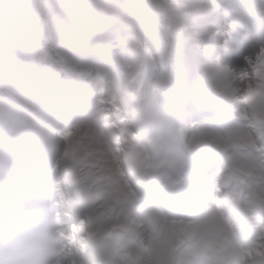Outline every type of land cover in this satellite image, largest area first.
Instances as JSON below:
<instances>
[{"label":"clouds","instance_id":"obj_1","mask_svg":"<svg viewBox=\"0 0 264 264\" xmlns=\"http://www.w3.org/2000/svg\"><path fill=\"white\" fill-rule=\"evenodd\" d=\"M240 31L249 39L237 45L238 52L225 62L233 69L238 86L243 87L247 57L264 60V42L256 34L264 32V13H259L251 0H241ZM150 9L142 0H19L18 3H0V98L9 101L13 109L35 111L32 94L50 90L41 74V65L47 60L57 67L71 66L79 73L92 77L101 70L111 69L108 53L128 38L139 36L145 49L155 55V43L149 27ZM197 50L181 43L175 54L166 59L161 70L173 81L179 94L196 93L207 87L201 72ZM144 73L138 78L142 79ZM244 95L243 92L240 93ZM120 111L113 119H127L129 105L125 94L113 93ZM156 102L171 106V102L156 97ZM233 106V116L241 123L240 109ZM0 138L17 151L23 144L10 132L7 125L0 128ZM257 143L264 148V137Z\"/></svg>","mask_w":264,"mask_h":264},{"label":"bare ground","instance_id":"obj_2","mask_svg":"<svg viewBox=\"0 0 264 264\" xmlns=\"http://www.w3.org/2000/svg\"><path fill=\"white\" fill-rule=\"evenodd\" d=\"M16 0H0V3H13ZM184 0H174L172 3L173 6H176L177 3H182ZM198 1V0H197ZM152 5L149 8L150 9V18H149V27L152 32V37L159 38L163 40L162 43H155V50L156 54H149L148 56H144L139 50H135L133 52L134 56H138L136 59H133L130 54V52H127L124 50L123 47L120 45L113 48L109 51V54L113 53V50L118 48V52L116 54L117 57H120V63L123 66L122 70L124 73H126L127 76L132 77L133 85L130 86L129 83L126 84V86H130V89L132 91L135 90L136 85L134 84L135 80H137L141 73H144V76L142 78V84L141 87H143V93L144 96L152 95L154 97H160L161 99H168L171 100L173 103H171L170 106V112L172 115L170 117L162 118L157 133L159 135L158 146L153 152H156L153 154L150 153V155L143 160L145 163L144 169L147 168L149 165L150 169V175L148 178L153 181H149L151 184V188L155 191L160 192H166L169 190L171 185L175 184L177 179L169 177L170 168H169V161H166V159H169L171 156V148H179V149H186L189 153V155L192 157L190 158L191 162L190 165H196V162H192V159L196 161H204V164H202L203 167H207L208 163L207 157H219L223 150H226L228 145L224 146L223 139H218L215 141L214 148L210 149V146L207 147L208 142H204L200 138V135L198 132H195L193 130H190V116L191 108L196 106L197 104H203L210 102L209 106L211 109L215 110L218 109L219 104L221 103H230L231 107L228 108L227 113L233 114V106L235 105H241L243 102L247 105L253 106L256 108V111L254 112L253 116L255 119V123L257 125H262L263 120L262 117L259 115L260 113L264 115V95L258 93V90L256 89V86H260L261 84H254L253 81H251L250 87H248L247 91L243 89L244 92L243 96V102L240 100H236L235 97H238L239 91L236 86H234L232 81V75H233V69L232 66L225 62L226 57L232 56L235 53L238 52L237 45H234L235 43L229 42V41H221L220 37L223 39V34L225 32L215 31L213 30V26H209L212 21H208L206 19H202L198 14L205 13L209 17L213 16V13L211 10L207 11H200L196 12L195 10L185 12L180 11L177 8L169 7V0H151ZM164 3L167 6V18L169 19L166 23L165 20L162 19L163 22L160 21H153L152 20V12L157 13L156 7ZM183 23V24H182ZM209 26V27H208ZM177 27V31H175V28ZM200 27V29H199ZM166 33V36H165ZM216 34V35H215ZM217 38L218 40H215L214 42H209L212 39ZM180 39V41H177ZM209 39V40H208ZM175 40L177 42H175ZM228 40V39H227ZM218 41V42H216ZM187 43L191 45L197 52H200V55H203L206 52H209L210 61H203L201 60V72L202 77L204 80L207 81V87H200L199 90L196 93L193 92H185L183 94H179L176 90L175 85L173 87L171 83L173 81L171 78L161 70V66L165 62L166 59L172 57L178 46L181 43ZM205 43H211L210 46H206L204 50H201L203 45ZM228 44V50L225 49L224 45ZM207 44V45H208ZM131 45V44H130ZM236 48V49H235ZM137 49V48H136ZM254 66V65H253ZM264 66V63H263ZM256 76V75H254ZM259 76L261 77V82L264 84V68L260 70ZM154 78V79H153ZM246 78V77H245ZM245 78L243 76V82L245 81ZM255 78V77H254ZM141 80V79H140ZM256 83V82H255ZM254 87H251V86ZM231 89V93H226L227 89ZM171 92H176L180 98V101L178 102L174 100L171 97ZM264 93V92H263ZM241 98V97H240ZM198 101V103H197ZM158 103L156 104V106ZM181 106V108H180ZM243 108L245 109L244 105ZM263 110V111H261ZM241 114H243V109H240ZM179 115V118L176 120V116ZM197 122V120H196ZM163 126V127H162ZM252 126V130L254 129V125L249 121V127ZM162 127V133L165 134L163 139L160 135ZM110 128H112V124H110ZM227 140H230L231 134L229 132L226 133ZM109 140H111V144L114 143L115 149L117 153L121 150L122 146L119 142H116L113 136V133H110ZM165 142V144L163 143ZM229 144V143H228ZM169 146V151L166 153L165 158H161L159 155V149L163 146ZM201 146H206L208 148V151L203 154H201L200 150H203ZM143 153H146L145 151ZM190 168V166H188ZM161 168H167L168 172H165L163 174H159L158 171ZM211 168V167H210ZM209 169V168H208ZM215 171V169H214ZM213 172V171H212ZM217 173V171L215 172ZM213 175V174H212ZM222 175H215V179H217V183L219 185L224 184L225 180L230 177L229 174H226L224 176ZM190 179L193 180V176H190ZM154 180H159V183L154 182ZM190 186L193 188L195 187L194 184H190ZM182 188H189L188 186H181ZM214 190H217V199L221 198L222 195L220 194V189L215 185L212 184L210 186ZM174 188V187H173ZM65 192V191H64ZM172 192V189L170 190V193ZM124 194L126 197L131 198L134 195L132 192L129 191V189L124 190ZM204 194V191L202 192ZM66 195V194H65ZM67 196V195H66ZM68 197V196H67ZM197 198L196 194H193V199L195 200ZM217 199L215 201H217ZM205 207H208L207 203L205 204ZM213 208V212L208 215L204 216L202 219L195 220L193 217H190L188 223L183 226V230L186 231V228L196 225V229H199L200 231L204 232V235L208 236V239L210 240L211 235H216L217 237L220 236L221 233H224L225 228L228 227L226 221L224 220L225 213L220 208L217 203H213L211 205ZM209 207V208H211ZM69 211L71 212V215H73L74 220L72 222H80L81 217L79 216V213L76 211L73 203L70 201L68 203ZM208 208V209H209ZM207 209V210H208ZM153 214V213H152ZM151 214V215H152ZM149 215L145 219L146 221L149 220L152 216ZM72 217V216H71ZM73 223V224H78ZM144 223V224H145ZM71 232L74 234L76 233V230H71ZM208 232V233H207ZM75 245V242L72 243ZM147 247L150 248L152 251L148 255L146 261L143 264H157L158 261H160V264L164 263L168 258L172 255H174V245H172V239L168 238L165 241H159L156 240L153 241H147ZM251 255L250 258L256 259H249L254 262H249V264H264V243H253L251 244L250 248ZM77 253V252H75ZM245 253V252H244ZM250 253V251H249ZM245 257V255H243ZM77 262L76 264H86L82 258L79 257V255L76 256ZM243 264V263H242Z\"/></svg>","mask_w":264,"mask_h":264},{"label":"rangeland","instance_id":"obj_3","mask_svg":"<svg viewBox=\"0 0 264 264\" xmlns=\"http://www.w3.org/2000/svg\"><path fill=\"white\" fill-rule=\"evenodd\" d=\"M145 2H149V1H148V0H145ZM187 12H189V11H186V13H187ZM182 24H183V23H182ZM175 31H177V27L175 28ZM165 36H166V33H165ZM177 41H180V39H178ZM177 41L175 40V42H177ZM245 72H246V73L243 74L244 78L246 77L245 75L248 76V72H247V71H245ZM243 76L241 77V80L243 79ZM248 78H249V76H248ZM248 78L246 77V78H245V81H247ZM234 80H235V79H234ZM242 81H243V80H242ZM234 83H235V86H236V87H238V88H240V89L243 88V87H241V86H238L237 83H236V81H234ZM250 84H251V83H250ZM202 134L205 135V136H207V137H204ZM202 134H201L202 137H204V138H209V139H206V140H208V142L210 143L211 146L214 145L216 139L214 138V134L212 133L211 130H209V129H205V130L202 131ZM231 134H234V132H231ZM248 138H249L253 143H255V141H254V139H253V136L249 135ZM206 140H204L203 143L206 142ZM209 143H207V147L209 146ZM216 144H217V143H216ZM216 144H215V145H216ZM255 144H256V143H255ZM255 144H249V145L252 146L253 148H256V145H255ZM236 145L239 146V147L242 146V145L237 144V143H236ZM201 147H203L202 149H204L206 146H201ZM207 147H206V148H207ZM206 148H205L204 150H206ZM210 149H211V148H210ZM250 163H251V162H250ZM249 206H251V207H253V208H258L259 211L262 212L263 209H264V198L258 199V198L255 196L254 199H253V201L249 203ZM67 216H69V215L67 214ZM207 233H208V232H207Z\"/></svg>","mask_w":264,"mask_h":264},{"label":"snow or ice","instance_id":"obj_4","mask_svg":"<svg viewBox=\"0 0 264 264\" xmlns=\"http://www.w3.org/2000/svg\"><path fill=\"white\" fill-rule=\"evenodd\" d=\"M224 47H225V49L226 50H228V47H229V45L226 43L225 45H224ZM246 60H247V64H248V66H247V68H246V71L251 75V74H253V67H252V63L254 62L253 60H252V57H247L246 58Z\"/></svg>","mask_w":264,"mask_h":264}]
</instances>
